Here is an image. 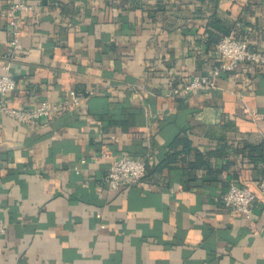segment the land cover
Segmentation results:
<instances>
[{
    "label": "crops",
    "instance_id": "0c3cea01",
    "mask_svg": "<svg viewBox=\"0 0 264 264\" xmlns=\"http://www.w3.org/2000/svg\"><path fill=\"white\" fill-rule=\"evenodd\" d=\"M57 1L0 0V74L11 60L17 81L9 105L84 96L36 125L0 117V264H264V68L241 63L216 89L167 96L220 66L215 47L238 20L264 53V0ZM17 2L31 8L11 59L2 13ZM183 130L212 152V169L156 170ZM123 155L146 163V184L110 191L107 171ZM250 156L262 157L257 168ZM231 182L256 192L257 233L222 204Z\"/></svg>",
    "mask_w": 264,
    "mask_h": 264
},
{
    "label": "built area",
    "instance_id": "2783aa9c",
    "mask_svg": "<svg viewBox=\"0 0 264 264\" xmlns=\"http://www.w3.org/2000/svg\"><path fill=\"white\" fill-rule=\"evenodd\" d=\"M50 1L58 5L57 0ZM30 8L24 2L11 3L2 13L3 16L7 17L10 27L9 49L11 59L15 58L23 50V32L20 25V17L23 11ZM251 31L252 27L243 25L241 20L236 21L234 30L229 34L223 35L215 47V53L221 59L220 66L214 67L211 74H196L186 84L170 87L167 96L184 98L194 92H207L216 89L218 87L217 80L221 74L235 70L241 63L258 65L264 68V53L254 50L250 46L249 34ZM11 63V60H6L1 66L0 117H9L19 123L36 125L42 119H54L56 116L81 106L84 96L75 90H71L55 102H51L49 99H41L32 107H11L7 102V97L16 89L17 85L16 79L10 73ZM130 90L139 93L138 87H130ZM151 93L153 94L152 91ZM89 94H94V92L91 91ZM244 112L255 120L262 118V114L253 108L246 107ZM101 155L105 156L106 151H102ZM146 169V163L137 158L128 155L115 158L111 162L106 175L108 189L115 191L123 187L145 186ZM262 188L264 189V184ZM256 199V192L250 187L241 186L235 182L230 183L227 191L221 197L225 208L248 219L254 233L258 232L255 221L252 218V205ZM6 231L7 226L0 219V235L6 234Z\"/></svg>",
    "mask_w": 264,
    "mask_h": 264
},
{
    "label": "trees",
    "instance_id": "16d2710c",
    "mask_svg": "<svg viewBox=\"0 0 264 264\" xmlns=\"http://www.w3.org/2000/svg\"><path fill=\"white\" fill-rule=\"evenodd\" d=\"M243 25L246 26L247 24L243 22ZM89 95L90 94L86 95V98L89 97ZM195 148L196 147L193 146L192 139L188 135V131L187 130L180 131L169 144L168 152L165 155V157L162 159V161L159 163V165L156 166V170L161 169L163 166H172L179 161L185 163L190 169H198V168H206L208 170L212 169L209 165L210 164L209 161L205 159L206 155L212 154V152H205V151L203 152L197 148L195 150ZM250 149L251 151H256V150L259 151V149L255 147H252ZM193 150L196 152V157L194 161L190 160L189 158ZM252 157L253 156H250L252 164L254 168H257L259 160L262 161L263 159L262 157L260 158L259 157L252 158ZM229 168H230V164L224 166V170L225 169L228 170ZM220 172H222V170Z\"/></svg>",
    "mask_w": 264,
    "mask_h": 264
}]
</instances>
